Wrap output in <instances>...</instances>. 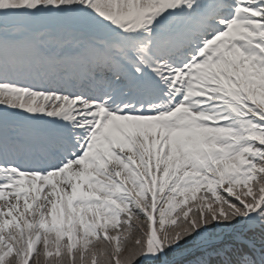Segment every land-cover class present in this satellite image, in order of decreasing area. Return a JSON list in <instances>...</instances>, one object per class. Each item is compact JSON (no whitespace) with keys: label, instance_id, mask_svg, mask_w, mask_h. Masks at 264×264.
Listing matches in <instances>:
<instances>
[{"label":"snow or ice","instance_id":"obj_1","mask_svg":"<svg viewBox=\"0 0 264 264\" xmlns=\"http://www.w3.org/2000/svg\"><path fill=\"white\" fill-rule=\"evenodd\" d=\"M0 264H264V0H0Z\"/></svg>","mask_w":264,"mask_h":264}]
</instances>
